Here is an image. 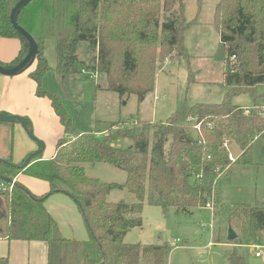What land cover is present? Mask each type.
Segmentation results:
<instances>
[{"label": "trees", "instance_id": "trees-1", "mask_svg": "<svg viewBox=\"0 0 264 264\" xmlns=\"http://www.w3.org/2000/svg\"><path fill=\"white\" fill-rule=\"evenodd\" d=\"M18 1L0 0V37H16L22 43L19 54L3 65L7 68L29 52V42L10 18ZM185 6L184 0H32L17 11L16 22L38 45L37 66L30 72L37 95L51 101L67 134H74L75 128L61 94L42 87V77L49 69L45 38H57L55 73L66 97L81 98L83 81L97 74L104 79V83L98 80L97 89L116 92L122 102L133 94L142 102L154 90L160 64L189 57L184 32L193 20L186 19ZM214 22L220 40L217 58L225 63L226 92L221 102L190 105L184 101L166 120L154 123L114 121L104 136L90 132L61 139L54 157L35 154L25 167H20L24 161L15 163L9 155L12 133L9 135L7 156L0 157V199L8 202L5 232L9 238L46 241L48 264H169L168 245L125 241L129 231L143 226L145 202L165 213L171 208L191 213L193 208L209 207L217 197L218 207L221 178L234 163H250L254 141L264 136L260 100L264 92L255 91L264 84V0H219ZM244 93L252 97L248 107L233 102ZM17 121L1 120L0 124L12 126ZM26 124L31 129L29 120ZM196 124L201 126L200 134ZM126 139L132 145L122 147L120 141ZM231 143L241 150L235 161L226 145ZM96 163L125 171V182L88 176L85 165ZM21 172L48 181L49 192L37 196L20 183H15L12 192L1 188L10 183L4 177L13 179ZM116 188L127 189L134 201H110L108 196ZM59 191L80 206L89 240L59 234L57 221L44 206L45 199ZM228 220L237 233L235 243H256L264 232V206L237 205ZM216 239L219 242V236ZM227 260L228 264H249L238 247L228 253Z\"/></svg>", "mask_w": 264, "mask_h": 264}, {"label": "rangeland", "instance_id": "rangeland-1", "mask_svg": "<svg viewBox=\"0 0 264 264\" xmlns=\"http://www.w3.org/2000/svg\"><path fill=\"white\" fill-rule=\"evenodd\" d=\"M184 1L185 17L188 21L193 20L192 25L184 32V43L189 57L167 60L160 64L156 72L154 90L149 92L142 102H139L134 94L122 102L116 92L97 89L98 80L104 83L103 76L97 74H91L83 81L85 88L81 98L66 97L55 73L57 38L54 35L45 38L44 53L49 69L42 77V87L47 91L61 94L64 108L70 114L75 128L74 134L66 135L58 116L55 117L54 124L46 112L41 115L38 113L35 116V124L31 125L32 130L30 128L29 130L34 137H37L36 133L43 136L42 140L37 138L44 143L45 156L55 151L60 137L105 130L102 137L114 121L126 123L129 119L134 121L140 119L154 123L166 120L184 101L193 105L219 103L223 100L226 92L223 85L225 63L217 58L220 40L214 22V12L219 0ZM37 19L41 22L39 18ZM36 66L37 60L34 59L21 73L30 76V71ZM29 78L36 86V82ZM255 91L258 94L263 93L264 84L256 87ZM260 100L264 104V98ZM233 102L243 107L253 103L250 93L235 96ZM261 109L264 114V106ZM41 110L40 107L37 111ZM24 131L25 136H31L25 128ZM120 142L122 147L132 145V141L128 139ZM5 148L6 152H0V157L7 156L8 141ZM238 149L240 150V147L235 143L228 145L232 161L238 158L236 155L241 152V150L238 152ZM250 156L252 158L250 163H234L230 172L221 178V203L218 207L215 208L217 197L211 201V206L193 208L191 213L181 212L176 208H171L165 213L161 207L145 202L143 226L132 229L126 236V241L146 245H168L171 249L169 264H228V253L236 247L232 243L234 241L228 240L229 212L240 204L264 206V136L256 138ZM85 168L89 176L103 181L124 183L126 180L125 171L108 163L86 164ZM108 198L113 202L134 201L133 195L125 188L113 189ZM0 212H2L0 228L6 231L9 207L4 197L0 203ZM216 235L221 236L219 237L221 241L217 242ZM176 240H179V246H175ZM258 244L260 257L255 256L254 251L247 246L238 248L245 254L249 264H264V234Z\"/></svg>", "mask_w": 264, "mask_h": 264}, {"label": "crops", "instance_id": "crops-1", "mask_svg": "<svg viewBox=\"0 0 264 264\" xmlns=\"http://www.w3.org/2000/svg\"><path fill=\"white\" fill-rule=\"evenodd\" d=\"M21 47L22 43L19 38L0 37V63L4 65L11 62L19 54ZM29 77V75L22 74L21 72L11 76L0 73V116H19L20 118L24 119V121L29 120L31 125H34L35 116L38 113L41 115L43 112H46L49 119L55 124V117L57 114L51 105V101L47 97L44 98L37 95V85L35 86ZM40 107L42 110L39 112L37 110L40 109ZM102 131L103 130H98L95 132L97 135L101 136L105 130L103 132ZM11 133L12 153L9 155H11V158L15 163H21L25 161L31 153L35 152L42 146L39 141H36L31 136H25L23 124L20 120L14 123L12 126H10L9 123L0 124V151H4L6 149L5 144ZM36 136L41 140L43 139V136L40 134L36 133ZM65 138L74 139L75 136L68 135ZM61 139L64 138L60 137L59 140ZM56 150L57 145L55 151L47 156L44 155L43 151V158L50 159L54 157ZM239 151L240 150L238 149V152ZM240 154L241 152H239L236 157H238ZM15 178L17 183L21 182L37 196H43L44 194L48 193L51 188L48 181L27 175L24 172L19 173ZM1 202L2 200L0 199V203ZM44 206L57 221L58 232L62 237L78 241H87L90 239L91 234L81 212L80 206L69 194L61 191L53 193L45 199ZM1 215L2 212H0V216ZM263 234L264 232H262L261 237ZM219 241L221 240L219 239ZM258 241L256 243H244L242 245H238L235 242L232 243L238 248H245V245L258 244ZM178 243L179 241L176 240L174 243L175 246H179ZM250 250L254 251L255 254L256 250L252 248H250ZM4 260H7V264H48L49 244L46 241L39 239H11L8 237L4 229L0 228V263L3 264Z\"/></svg>", "mask_w": 264, "mask_h": 264}, {"label": "water", "instance_id": "water-1", "mask_svg": "<svg viewBox=\"0 0 264 264\" xmlns=\"http://www.w3.org/2000/svg\"><path fill=\"white\" fill-rule=\"evenodd\" d=\"M30 1L32 0H19L14 7L12 8L11 11V22L13 27L29 42V52L26 55L25 58H23L17 65H15L14 67L11 68H7L4 67L1 63H0V73L3 75H7V76H11V75H15L21 71H23L33 60L36 54V51L38 49V45L37 42L35 40V38L32 36V34L30 32H28L24 27H22L21 25H19L16 22V13L17 11L24 6L25 4H28ZM4 120V121H12V120H18L22 122L23 124V128L26 129V131L28 132V134L31 135L32 138L36 139L37 141H39L41 143V147L39 149H37L35 152L31 153L25 160V162L23 164L20 165V167H25L27 166L33 155L38 154V153H42L44 151V143L41 140H38L37 138H35L32 134L31 131L29 130V127L27 126V120L24 121V119L20 118L19 116H10V115H1L0 116V121ZM0 161H3V159L0 158ZM4 180H6L7 182H12V178H7L4 177ZM237 238V233L235 232V230L230 227L229 231H228V239L231 241H234Z\"/></svg>", "mask_w": 264, "mask_h": 264}, {"label": "built area", "instance_id": "built-area-1", "mask_svg": "<svg viewBox=\"0 0 264 264\" xmlns=\"http://www.w3.org/2000/svg\"><path fill=\"white\" fill-rule=\"evenodd\" d=\"M231 60L234 61V60H235V57H234V56L231 57ZM194 127H195V129L197 130V132L200 134V132H201V126H200V124H196ZM104 133H105V132H104ZM226 145H227V147H228V144H226ZM12 180H13V181L10 182V183H7V184L3 183V184L1 185V188H2L3 190H7V191H9V192H12V190H13V188H14V186H15V183H17V182H16V178H13ZM210 204H211V203H210ZM209 206H211V205H209ZM211 208H213V207H211ZM213 209H214V208H213ZM177 241H179V240H177ZM245 246L250 247V248L256 250V252H255V255H256V256H260V255H261V252H260V246H259L258 244H250V245H245Z\"/></svg>", "mask_w": 264, "mask_h": 264}]
</instances>
